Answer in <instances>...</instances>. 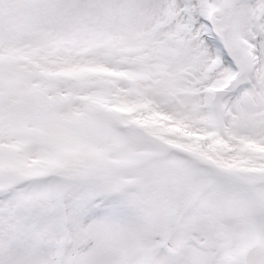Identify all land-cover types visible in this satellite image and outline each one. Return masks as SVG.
Wrapping results in <instances>:
<instances>
[{
	"label": "snow or ice",
	"instance_id": "6c2138e0",
	"mask_svg": "<svg viewBox=\"0 0 264 264\" xmlns=\"http://www.w3.org/2000/svg\"><path fill=\"white\" fill-rule=\"evenodd\" d=\"M0 264H264V0H0Z\"/></svg>",
	"mask_w": 264,
	"mask_h": 264
}]
</instances>
